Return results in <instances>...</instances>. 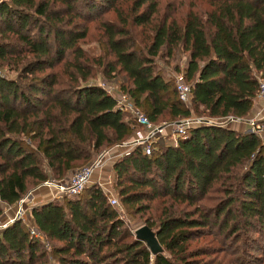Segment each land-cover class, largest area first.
<instances>
[{
	"label": "trees",
	"instance_id": "16d2710c",
	"mask_svg": "<svg viewBox=\"0 0 264 264\" xmlns=\"http://www.w3.org/2000/svg\"><path fill=\"white\" fill-rule=\"evenodd\" d=\"M91 23L99 28L94 56L82 44ZM177 55L184 66L171 70L189 85L188 105L158 66ZM93 75L118 85L93 83ZM259 79L264 0H0V215L30 188L133 136L138 127L116 107L117 94L154 125L246 118ZM259 124L264 130V117ZM262 132L191 125L175 144L159 137L149 155L135 146L112 161L124 215L152 210L141 225L162 253L126 241L122 217L92 183L0 231V264H45L48 255L50 264H264L252 252L264 240Z\"/></svg>",
	"mask_w": 264,
	"mask_h": 264
},
{
	"label": "built area",
	"instance_id": "2783aa9c",
	"mask_svg": "<svg viewBox=\"0 0 264 264\" xmlns=\"http://www.w3.org/2000/svg\"><path fill=\"white\" fill-rule=\"evenodd\" d=\"M174 87L176 91L177 98L184 105L189 104L190 99V88L189 85L184 83L182 80V76L180 73L174 74ZM103 85H101L102 87ZM255 101H264V80L259 79L257 93L255 96ZM116 107L119 110H123L128 112L132 119L134 120L136 126L140 128L134 137L130 141H126L123 144L114 145L116 149H107L102 152H99L92 160L84 164L83 166L74 169L70 172L69 175L60 179H47L38 187H44L50 190V196L46 201L55 199L62 194H78L88 183L91 174L94 170L101 169L107 160H116L122 155L126 154L130 149L135 146L141 147V152L145 155H149L151 151V142L159 138V136L164 134V128L170 127V132L172 135V142L170 144H175L176 138H182L185 136V130L191 125L197 124H211L215 123L217 125H225L226 122H244L248 127H250V131H253L256 134H259L263 131V127L259 124L258 119L262 117L263 112L257 111L252 116L246 118H233V117H225L222 119H202V118H185L181 119L177 122H172L166 125H154L150 121L147 120L143 112L135 107L133 103L124 95L120 96V99L117 97L116 99ZM169 144V143H168ZM126 147V149L119 150V148ZM37 187V188H38ZM36 188V189H37ZM31 191L26 193L23 197H21L16 202L15 214L11 219L0 222V231H2L5 227L11 224L14 220L21 219L27 212L29 214V210L37 205L35 202H32L30 198ZM109 204L115 207L118 211V217L121 218L124 216V211L121 205L119 204L116 197L112 196V194L107 198ZM29 220V216L28 219ZM29 234L32 236H37L41 238L36 231L35 226L32 223L27 225Z\"/></svg>",
	"mask_w": 264,
	"mask_h": 264
},
{
	"label": "rangeland",
	"instance_id": "374dc122",
	"mask_svg": "<svg viewBox=\"0 0 264 264\" xmlns=\"http://www.w3.org/2000/svg\"><path fill=\"white\" fill-rule=\"evenodd\" d=\"M187 2V1H186ZM202 4L203 3H200V2H197L196 3V8H198V5H200V6H202ZM95 25V23H91L90 24V29H89V32H88V37H87V39L85 40V41H83L82 42V44H83V46H84V49H85V51L87 52V54L89 55V56H94V55H97V53H98V51H97V48H96V46L94 45V39H95V37H97L98 36V33H99V28H97L96 26H94ZM159 64H160V67L162 68V70L164 71V73L165 74H170V73H172V66L173 65H176V66H178V68H179V71H181L180 69L184 66V58H183V56H181V55H177V57L175 58V60H171L168 64H164V63H158V66H159ZM91 68V73H93L94 72V67H90ZM7 77H9V78H13V77H15V74L14 73H12L11 71H6V70H3L2 71ZM178 74V73H177ZM90 81L91 82H93V83H101V84H104V83H106L107 84V86H108V88H115V86L114 85H118V81H107V80H105V78L103 77H100V76H92V78L90 79ZM113 90V89H112ZM115 91H116V89H115ZM115 91H113V92H115ZM119 94H117V97L120 99V96L121 95H119ZM117 97H116V99H117ZM259 102H261L262 103V105H263V107H264V101H259ZM258 103H256V105H257ZM261 105V106H262ZM257 107V106H256ZM258 108V107H257ZM264 109V108H263ZM262 109V110H263ZM264 111V110H263ZM203 117V116H202ZM264 117V113H263V115H262V117H261V119ZM260 118L258 119V121H260L261 120ZM240 123H244V122H240ZM232 124L233 125H235V127L236 126H238V130H240V131H245V132H249L250 131V127H248L247 128V126L246 125H244V126H242L241 124H239V122H230V121H228V122H226L225 123V125L224 126H226V125H228V126H232ZM245 124V123H244ZM161 125V124H160ZM167 128L168 129H170L171 128V126L170 127H168L167 126ZM247 128V129H246ZM140 130V128H136V130L134 131V133H133V135L134 134H136V132H138ZM171 131V130H170ZM169 131V133L167 134H165L164 133V135H161V136H159L161 139H163V141L161 140V142H164V143H166V144H170L171 142H172V135H171V132ZM264 131V130H263ZM262 133L263 132H261L260 133V135H262ZM132 137V136H131ZM130 137V138H131ZM130 138H128V139H130ZM128 139H126L125 141H123L122 143H120V144H123V143H125L126 141H128ZM130 141V140H129ZM110 148H112V149H116V147L115 146H111V147H109L108 149H110ZM104 150H107V149H104ZM104 150H102V151H104ZM119 150H120V148H119ZM102 151H100V152H102ZM81 166H83V165H81ZM75 169V168H74ZM98 173H97V175H95L94 176V178H97L100 182H101V184L100 185H102L104 188H102V186H100L101 188H102V190H103V192H104V194L106 195V197L108 198L111 194H112V196H114V197H116L117 198V200H118V197H117V195H116V192L113 190V188H112V182H113V177H112V173H111V170H110V168H109V166L105 169L104 168V170H102L101 172L100 171H97ZM70 174V173H69ZM69 174H67V175H69ZM96 174V173H95ZM66 175V176H67ZM65 176V177H66ZM104 178H103V177ZM102 177V178H101ZM100 178V179H99ZM96 179H93L92 180V178H91V180H89V182L85 185V186H88L89 184H92V183H97V184H99L97 181H95ZM40 188H44V187H40ZM107 189V190H109V191H104V189ZM35 188H33V189H31L30 188V190L31 191H33ZM46 189V188H45ZM36 190V189H35ZM42 190V189H41ZM40 190V191H41ZM37 192H39V190L37 191ZM119 202V201H118ZM16 203L14 204V205H12V206H2V213H1V215H0V222H2V221H5V220H8V219H11L12 217H13V215L15 214V209H16ZM151 212H152V210L150 211V212H148V213H144V214H142V215H139V214H137V215H134L133 217H129L128 216V214H125L123 217H122V220L124 221V224H125V227L128 229V232H129V237H127V239H126V241H130L133 237H134V235H133V230L135 229V228H137V227H139L140 225H141V223H142V219H143V217H145L147 214H151ZM28 216H29V214H28V212L20 219V220H22V221H26L27 219H28ZM29 221V220H28ZM209 239H210V237H208V236H206V237H203V238H201L200 240H198L195 244H204V243H206V242H208L209 241ZM40 240H42L43 241V245H44V249L45 250H47L48 249V247H49V243H47L46 241H44V239L41 237L40 238ZM258 246H259V250H254L253 249V254L255 255V256H259V255H262L261 256V260H263V262H264V240H262L261 242H259V244H258ZM48 258L49 259H47L46 260V263L45 264H50L51 262H52V258H50V256L48 255Z\"/></svg>",
	"mask_w": 264,
	"mask_h": 264
},
{
	"label": "crops",
	"instance_id": "0c3cea01",
	"mask_svg": "<svg viewBox=\"0 0 264 264\" xmlns=\"http://www.w3.org/2000/svg\"><path fill=\"white\" fill-rule=\"evenodd\" d=\"M175 73L172 71V73H170L169 75L170 76H173ZM256 103H258L257 105H256ZM262 105V103L261 102H259V101H255V106H254V108L251 110V113L249 114V116L248 117H250V116H252L255 112H257V111H261V112H263L264 113V107H263V105ZM258 108H257V107ZM263 109V110H262ZM239 124H241L242 126H244L245 124L244 123H240L239 122ZM232 128H234V129H236V130H238L239 128H238V126H236L235 127V125H233L232 124V126H231ZM164 133L166 134H168L169 133V131H170V129H168L167 127H165L164 128ZM134 137V135L130 138V139H128V141L129 140H131L132 138ZM123 149H126V147L124 146V147H122V148H120V150H123ZM112 161H114V160H107L106 162H105V165L101 168V169H97V170H94L93 171V173L91 174V177H90V179L89 180H91V178H92V180L93 179H96L95 181H97L98 183L100 182L97 178H94V176L95 175H97V171H102V170H104V168L106 169L108 166H109V168H110V170H111V164H112ZM96 173V174H95ZM112 173V172H111ZM103 177V176H102ZM101 177V178H102ZM104 178V177H103ZM100 179V178H99ZM89 182V181H88ZM101 184V182L99 183V185ZM100 186H102V185H100ZM102 188H104L103 186H102ZM42 189V190H41ZM39 190V192H37ZM41 190V191H40ZM104 191L106 192V191H109V190H107L106 188L104 189ZM49 196H50V190H48L47 188L45 189V188H40V187H38L36 190L34 189L33 191H31V194H30V200L32 201V202H35L37 205L38 204H40V203H42V202H46V200L49 198Z\"/></svg>",
	"mask_w": 264,
	"mask_h": 264
},
{
	"label": "water",
	"instance_id": "95a60500",
	"mask_svg": "<svg viewBox=\"0 0 264 264\" xmlns=\"http://www.w3.org/2000/svg\"><path fill=\"white\" fill-rule=\"evenodd\" d=\"M134 238L143 242L150 254L162 253L163 249L156 240L153 229L146 225H140L133 230Z\"/></svg>",
	"mask_w": 264,
	"mask_h": 264
}]
</instances>
